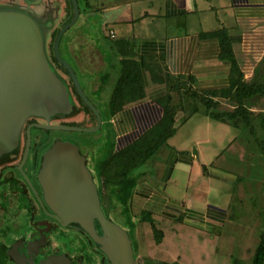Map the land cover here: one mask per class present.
Wrapping results in <instances>:
<instances>
[{"label":"rangeland","instance_id":"obj_1","mask_svg":"<svg viewBox=\"0 0 264 264\" xmlns=\"http://www.w3.org/2000/svg\"><path fill=\"white\" fill-rule=\"evenodd\" d=\"M116 1L120 0H90L92 7L102 12L99 14L95 12L94 16L88 18L90 21L87 25L82 26L79 31L76 32L74 30L69 34L67 41H70L71 46L74 45L73 47L77 49L76 52H80L79 49L82 52V48L85 52L88 50L97 52V46L94 42H97L99 25L104 21L103 10L111 7ZM129 1L137 3L139 0ZM144 1L147 3L151 0ZM154 2L157 3L158 0H154ZM78 3L79 9L84 12L83 0H78ZM155 8L153 11H155ZM205 16L206 13L203 14L202 12H198V15L192 16V20L198 26H202L203 30H205V24H201L200 20L201 17ZM210 22L213 23L212 20ZM115 30L118 35L124 34L123 29L118 25H115ZM80 35H84L85 39L91 42H88L83 47L80 46L79 40H75ZM259 41L261 45L250 50L251 54H253L252 56L250 54V57L255 55L262 57L264 55L263 40L260 38ZM61 50L60 54L70 59L64 55L63 49ZM83 60H85L84 64L86 66L91 65V63L87 62L88 58L85 57ZM256 63L251 62L243 65L246 68L245 73H247V76H251L253 65ZM73 65L74 70H76L75 72H77L76 65ZM257 66L258 71H255L256 75L251 78L264 82V60L258 62ZM76 80L80 85H83L82 90L86 98H89L95 104L101 116L103 115L104 117L103 127L97 131V151L103 150L105 142L113 145L115 150L121 148L123 143H119L121 146L118 148V141L114 130H112L111 135H107L106 133L107 129L112 128L107 119L109 116L106 114L108 113L105 114L107 111L106 107L108 106L107 102L97 98V94L92 93L88 88V84L84 85L82 78L77 77ZM96 80L97 76L94 79L97 83ZM73 81L76 83L75 79ZM86 81H89V79ZM68 82V89L74 94L72 89L73 82ZM110 93L109 91H105L104 96L107 97ZM178 99L177 97L175 101L176 106L182 107ZM127 103L129 104V102H126L125 105H128ZM222 103L223 108L220 107L218 110L231 108L228 101L222 100ZM247 104L254 113L261 112L264 116V96L256 95L249 99ZM87 106L90 107V103ZM189 107L191 108V106ZM190 108L185 104L184 111L188 116L191 114ZM204 110L205 108L200 105L199 112L193 113L188 117L189 119L186 121L187 123H184V126L175 129L174 138L168 139L136 171L139 174L143 171L146 172V177L150 178L160 188L159 190L164 191L168 194L167 196H170L171 203L182 204L187 201L191 204L190 210L192 212L199 209L207 210L211 205L217 207L223 206L224 208L230 205L229 216L222 223L223 225L220 224L215 230H205L203 228L187 226L181 220H178V218L172 219L165 216L164 213L161 214L158 210H154L152 207L146 210L140 209L137 206H131L129 212H125L121 208L111 210L109 214L111 220L131 232L139 264H173L174 262H177V264H254L253 256L255 248H257L261 236L264 234V117H253V123L257 131L254 136L250 134L247 127L240 126V128H235L227 123L209 118L204 114ZM50 112L53 111L50 110ZM59 116L58 119L54 120L67 122L72 117L64 113L59 114ZM85 121L81 123L84 124L86 123ZM77 134L73 133L71 136H77ZM82 134H79V136L81 137ZM147 136H143V138ZM131 138L123 141L124 144L129 141L134 142L131 141ZM143 138L137 139L138 141L136 140L135 144L145 143ZM199 148L201 149L202 156L199 152L200 158L197 159L194 150L199 151ZM181 150L195 156V168H197L198 163L202 159L208 162L212 160L214 165H208L207 167L213 171V175L196 176L195 169L190 172V170L185 171L186 168L182 167L181 169L174 170V174H171L172 171L170 172L169 176H172L170 181H164L163 178L165 175L168 176V172L170 171L167 161L168 152L174 151L175 153H180ZM97 168L99 169L98 175L103 168L100 166H97ZM139 187H142V185L138 184L137 181L134 189ZM143 211L151 213L152 221L162 230L163 236L160 243L155 239L151 221L142 222L140 220ZM128 214L132 218L131 222L128 220ZM8 224L10 223L8 222ZM62 240L66 241V238L63 237ZM262 264H264V261Z\"/></svg>","mask_w":264,"mask_h":264},{"label":"crops","instance_id":"obj_2","mask_svg":"<svg viewBox=\"0 0 264 264\" xmlns=\"http://www.w3.org/2000/svg\"><path fill=\"white\" fill-rule=\"evenodd\" d=\"M116 2L103 10L104 21L99 25L97 42H94L97 52L91 50L85 52L83 48L82 52L81 49L80 52H76L74 45L70 44V46L73 54L81 60L82 69L89 68L84 64L85 57L89 59L87 61L89 63L91 58L97 62V83L94 84L97 86V98L105 100L108 104L107 111L110 108L109 98L122 62L129 59L139 64L144 98L124 105L121 110L107 118L116 134L118 148L121 146L119 143L128 144L130 141L125 144L123 141L130 137L133 141L163 116L164 107L157 97L166 92L167 85L155 78V72L160 74L167 72L182 77L193 75L195 86L198 88L228 86L231 74L229 62L220 56L218 39L202 38L200 35L203 31L226 27L234 54L244 71L245 63H258L264 60V55L250 57V50L261 45L260 38L264 45V0H158L157 3L154 0L147 3L144 0H139L137 3L120 0ZM198 12L206 13V16L201 17L200 20L201 24H205V30L192 20V16L198 15ZM115 25L123 29V35L117 34ZM112 31L115 33L114 37H111ZM85 38L84 35L76 38L82 47L91 42ZM93 54L95 56L92 57ZM257 63L253 65L251 76L245 73L247 78L256 75ZM105 91L111 92L110 95L105 97ZM175 111V129H179L187 123L192 113L188 116L179 105ZM174 135L169 139H173ZM183 151L168 152L167 161L170 171L168 176L165 175L163 178L164 181H170L172 179V176H169L170 172L174 174V170L182 167L190 172L195 169L196 176L213 175V171L207 167L214 165L212 160L208 162L202 159L195 168V156ZM196 151L197 155H195L199 159V152L202 156L201 149ZM140 173L141 176L137 181L142 187L133 190L131 199L133 207L146 210L152 207L172 219L178 218L187 226L205 230H215L220 224L223 225L222 223L229 216L230 205L227 208L211 205L207 210L199 209L192 212L191 204L187 201L182 204L171 203L170 196L159 190L160 188L146 177V172Z\"/></svg>","mask_w":264,"mask_h":264},{"label":"flooded vegetation","instance_id":"obj_3","mask_svg":"<svg viewBox=\"0 0 264 264\" xmlns=\"http://www.w3.org/2000/svg\"><path fill=\"white\" fill-rule=\"evenodd\" d=\"M9 1L11 0H7V2ZM44 1H46L45 4L51 2L59 8L61 7L60 18L52 29L48 44L50 57L58 68L57 70L63 73L67 81H72L73 74L82 78L84 85L88 84L92 93L97 94V86L94 81L97 76V62L91 58L89 66L92 67L82 69L81 60L73 54L70 41H67V38L72 31L76 30L77 32L82 26L87 25L90 21L88 18L94 16L95 12L99 14L102 11L92 7L90 0H83L84 12L80 9L79 18L73 27L66 29L59 38L61 29L75 17L74 3L72 0ZM3 2L6 3V0H0V4ZM43 10L48 14L51 11L47 6ZM57 38H59L58 44ZM61 49H63L64 55L70 59L60 54ZM73 64L76 65L77 72H75ZM88 79L89 81H86ZM85 104L88 105L86 102ZM76 107L77 104L73 97L71 105L68 106V112L66 110L67 113L64 114L72 116ZM80 114V127L88 130L80 131L77 136L73 135V137L71 136L75 133L73 131L45 126L48 124L62 125L61 120H54L60 116L52 118L50 123L46 118L35 116L27 118L21 127L18 142L0 155L1 264H112L109 256L104 253L105 251L90 232L82 227L63 223V219L48 203L40 179L47 151L58 141L70 140L78 146L79 153L85 158L84 161L97 187L104 213L110 214L111 209L108 206L113 203L118 205L116 210L121 208L125 211L119 198L116 196L111 198L110 189L113 186L105 184L100 173L97 175L99 172L98 163L108 156V147H110V144L105 142L103 150L97 151V115L93 108H91V112L82 111ZM82 121L86 123L83 124ZM106 133L109 135L107 130ZM79 134H82L81 137ZM112 153L115 154V152ZM112 199L114 202H111ZM130 205H132L131 201ZM93 222L96 232L102 235L103 230L97 218H94ZM126 231L132 240L131 232ZM63 237L66 238V241L62 240ZM133 249L134 256L138 260L134 246Z\"/></svg>","mask_w":264,"mask_h":264},{"label":"water","instance_id":"obj_4","mask_svg":"<svg viewBox=\"0 0 264 264\" xmlns=\"http://www.w3.org/2000/svg\"><path fill=\"white\" fill-rule=\"evenodd\" d=\"M24 1L6 0L0 4V155L12 148L14 135L21 131L27 118H46L50 123V110L58 111L59 103L69 106L72 103L68 97L69 93L72 94L68 89L69 82L57 70L48 46L52 29L60 18L61 7L51 2L45 4L44 0ZM72 1L75 17L61 29L59 38L79 18L77 0ZM46 6L51 9L49 14L43 10ZM73 79L83 100H86L75 74ZM90 105L97 115L98 129L102 116L98 108ZM37 109L44 110L46 115ZM194 153L197 155L196 150ZM84 160L78 146L70 140L58 141L47 151L40 179L48 203L64 224L90 232L112 264H139L126 229L104 213L97 187ZM94 218L102 227V235L95 230Z\"/></svg>","mask_w":264,"mask_h":264},{"label":"trees","instance_id":"obj_5","mask_svg":"<svg viewBox=\"0 0 264 264\" xmlns=\"http://www.w3.org/2000/svg\"><path fill=\"white\" fill-rule=\"evenodd\" d=\"M200 36L202 38L218 39L220 45V56L221 58L227 60L230 66L231 74L229 84L227 87L223 88H198L195 86V78L193 75L182 77L174 76L167 72H165V74L155 72V78H158L167 85L166 92L157 97L159 103H161L164 107L163 116L155 124H153V126L134 139V142H130L133 144L128 143L117 150L114 149L113 145H110V147H108V156L101 160V163H98V166L104 169L100 170V176L102 177L104 183L113 186V188L110 189L111 198H115V196L116 198H119L123 203L125 212H129L134 186L138 178L141 176V173L136 175V170L139 166L145 164V162H147L152 155L175 134V110L177 107L175 101L177 97L179 98L178 100L180 101L183 109L185 108V104L188 108L191 106L190 112L192 114L199 112L201 105L205 108L204 114H206L209 118L227 123L235 128H240V126L247 127L250 134L254 136L257 131L255 124L253 123V117H264L261 112L254 113L251 107L247 104V101L256 95L264 96V82H259L256 79L246 77L245 71L240 66V63L234 54V48L228 29L226 27H220L212 31L202 32ZM72 82V89L75 96L73 93L72 94L77 107L72 113V120H69L68 122H61L63 123V127H68L62 128V130L80 133V131L84 130H74L75 128H82L80 127V121H78L80 119L79 116H81L80 113L82 111L91 112L92 108L91 106L88 107L85 102H90L93 107L96 106L91 100H89V98L86 99L87 101L83 100L84 98L79 91H77L73 78ZM80 86L82 89L83 86ZM142 88V78L140 76L138 63L129 59L124 60L122 62V67H120V73L114 85L113 92L109 98L110 108L107 111L108 116L111 117L121 110L126 102H129L130 104L133 101H138L142 97L144 98ZM127 96H129V98H127ZM222 100L228 101L231 108L218 110L223 106ZM102 119L104 120L103 115ZM103 120L100 127L97 129L98 131L103 127ZM107 131L108 134L111 135L112 128L107 129ZM143 136L147 137L143 138ZM142 138L145 143L141 142L135 144L137 139L139 140ZM112 152H115V154ZM104 175H106L105 178ZM111 202H114L113 199ZM116 206L118 205L113 203L108 207L109 209L114 210L117 208ZM150 215L151 213H148V211H143L140 220L142 222L151 221L155 239L158 243H160L162 241L163 232L155 225L154 221H152L153 218H151ZM106 216L109 218V215ZM109 219L111 220V218ZM131 219L132 218L129 215V222H131ZM255 249L253 263L262 264L264 261V234L261 236L260 242ZM173 264H177V262H174Z\"/></svg>","mask_w":264,"mask_h":264},{"label":"bare ground","instance_id":"obj_6","mask_svg":"<svg viewBox=\"0 0 264 264\" xmlns=\"http://www.w3.org/2000/svg\"><path fill=\"white\" fill-rule=\"evenodd\" d=\"M57 17V16H56ZM65 82H66V80H65ZM68 91V90H67ZM68 93H69V91H68ZM69 100L71 101V99L73 100V97H72V95L69 93ZM68 104L67 105H63V104H61V103H59L58 104V107H59V110L58 111H56V112H48L49 113V115H50V117L49 118H54L55 116H59V114H61V113H65L66 112V110H67V112H68ZM37 111H39V112H41V114L42 115H46V112L44 111V110H39V109H37ZM60 111V112H59ZM66 112V113H67ZM47 113V114H48ZM20 130H21V128H20ZM20 133H21V131H17L16 133H15V135H14V139H13V145H12V147L18 142V139H19V137H20Z\"/></svg>","mask_w":264,"mask_h":264},{"label":"built area","instance_id":"obj_7","mask_svg":"<svg viewBox=\"0 0 264 264\" xmlns=\"http://www.w3.org/2000/svg\"><path fill=\"white\" fill-rule=\"evenodd\" d=\"M115 36V33L112 31L111 32V37H114Z\"/></svg>","mask_w":264,"mask_h":264}]
</instances>
